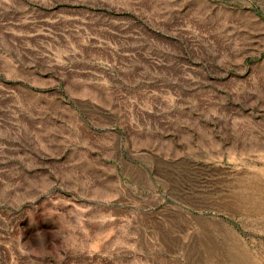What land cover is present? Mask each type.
<instances>
[{"label": "rangeland", "instance_id": "374dc122", "mask_svg": "<svg viewBox=\"0 0 264 264\" xmlns=\"http://www.w3.org/2000/svg\"><path fill=\"white\" fill-rule=\"evenodd\" d=\"M0 264H264V0H0Z\"/></svg>", "mask_w": 264, "mask_h": 264}]
</instances>
